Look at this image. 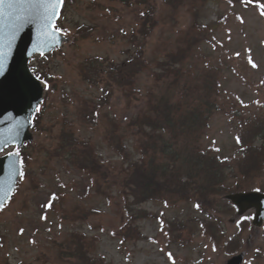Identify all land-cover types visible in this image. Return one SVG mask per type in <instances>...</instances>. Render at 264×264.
I'll return each instance as SVG.
<instances>
[{
    "label": "rangeland",
    "instance_id": "rangeland-1",
    "mask_svg": "<svg viewBox=\"0 0 264 264\" xmlns=\"http://www.w3.org/2000/svg\"><path fill=\"white\" fill-rule=\"evenodd\" d=\"M245 1L230 4L225 0H209L197 9L198 12L191 13L180 7L174 17L168 13L160 16V0H148V5L136 0L65 1L58 24L67 40L49 56L35 55L30 60L34 66L47 67L55 79L43 93L39 129L31 130L34 143L25 147L29 153L26 175L19 178L12 199L0 211V264L3 259L11 264H55L42 263L34 256L48 249L52 239L59 240L63 233L72 229L97 236L94 254L104 257L108 264H225L231 254L239 251L245 252L242 264H264V221L260 227L249 222L239 225L231 222L234 214L229 209L226 213L221 211L223 234L214 244L194 222L199 213L192 202L165 205L146 200L136 207L128 205V211L120 196L108 192L109 200H106L100 197L104 195H95L85 175L56 157L46 161L44 152L36 151L41 145L54 146L64 118L73 124L76 136L94 143L101 159L119 160L101 138L100 115L115 112L122 120L128 119L137 104L143 102L147 90L162 89L151 71H158L157 62L163 58V49L175 48V30L186 29L193 20L205 24L206 32L214 36L213 44L201 42L195 49L198 55L195 70L215 69L219 79L214 92L220 109L218 107L211 114L200 144L203 148L217 147L223 155L234 157L237 151L234 135L245 122L240 126L233 112L236 111V116L237 112L242 113L246 119L253 116L264 119V19L254 4ZM259 2L264 3V0ZM147 7L151 8L150 13L153 11L151 16L155 24L141 29L142 11L148 13ZM170 19H178L177 25L168 26ZM199 32L202 34L205 29ZM139 46L148 61V69L136 76L135 94L139 100L128 107L126 98L113 92L110 105L99 106L100 91L80 78L79 63L95 56L120 61L126 51L132 53ZM249 59L256 64L255 68ZM263 135L260 133L255 140L262 147ZM126 145L130 157L135 158L131 141L127 140ZM237 181H240L241 190H264V160L252 178L239 179L237 176L227 183L236 187ZM75 203L89 211L95 209L96 213L85 221L61 219L63 214L70 213L73 207L70 205ZM49 204L51 206H46ZM132 210L134 214L144 210L142 217L133 221L129 215ZM246 214L250 218L252 210ZM190 219L196 226H191L190 238L183 239L184 245L176 238L170 239L164 231L166 220L176 229L178 220L187 226ZM125 222L141 232V239L129 238L121 242L112 233Z\"/></svg>",
    "mask_w": 264,
    "mask_h": 264
},
{
    "label": "trees",
    "instance_id": "trees-1",
    "mask_svg": "<svg viewBox=\"0 0 264 264\" xmlns=\"http://www.w3.org/2000/svg\"><path fill=\"white\" fill-rule=\"evenodd\" d=\"M136 1L148 5V0ZM206 1L209 0H160V16L168 13L174 17L180 7L191 13L198 12L197 9L203 7ZM225 1L230 4L246 2ZM146 10L148 13L142 11L139 23L141 29H149L150 25L155 24L151 16L153 11L150 13V7ZM168 21V26H176L178 23V19ZM204 29L205 32L201 34L199 31ZM206 29L205 24L192 20L191 26L186 29L175 30V48L163 49V58L157 62L158 71H151L154 81L160 82L162 89L147 90L143 102L137 104L128 119L122 120L115 112H103L100 115L101 138L119 160L101 159L94 143L90 139L76 136L73 124L64 118L60 122V133L54 146L41 145L36 151L44 152L46 161L56 157L85 175L88 187L95 195H104L106 198L100 197L106 200H109L108 192L120 196L128 211V205L136 207L146 200L165 205H173L178 201L193 202L195 207L199 205L196 207L199 216L194 222L216 244V239L220 240L223 234L219 213H226L227 209L233 211V206L223 199V194L242 188L239 187L240 181H237L238 186L235 184L236 187H231L227 180L237 176L239 179L252 178L264 160V147L255 142L260 133L264 134V119H255L256 116L246 119L242 113L237 112L236 116V111L233 112V118L239 120L240 126L245 122L235 137L238 150L234 157H227L210 145L201 147V138L209 125L210 116L218 107L220 109L214 92L219 83L217 70L206 67L195 70L198 57L195 49L201 42L211 43L214 38ZM137 48L132 53L126 51L127 54L120 61L95 56L79 63L77 69L80 78L100 91L97 102L99 106H109L113 92L124 96L128 107L139 100L135 94L136 76L148 69V61L143 57L142 46ZM41 114L42 109L35 113L32 130L39 129L37 125ZM127 140L131 141L135 158L130 157ZM20 159L25 176L29 154L24 149L20 150ZM78 203L71 204L70 207H73L70 213L66 212L61 219L85 221L96 213L95 209L90 212ZM143 211L134 214L132 210L130 218L134 221L142 217ZM191 221L187 226L181 220L176 222V227L185 231L172 229L166 221L165 229L169 238H176L184 245L183 239L190 238L191 226H196ZM129 224L122 223L118 231L112 232L121 242L129 238L141 239V232ZM62 235L59 240L52 239L49 248L39 251L34 258L42 263L108 264L104 257L94 254L97 236L80 229L68 230ZM1 264L11 263L3 259Z\"/></svg>",
    "mask_w": 264,
    "mask_h": 264
},
{
    "label": "water",
    "instance_id": "water-1",
    "mask_svg": "<svg viewBox=\"0 0 264 264\" xmlns=\"http://www.w3.org/2000/svg\"><path fill=\"white\" fill-rule=\"evenodd\" d=\"M60 8L61 6L58 15ZM36 11L34 6L23 0H3L0 3V44L7 48L11 41L9 54L0 69V141L6 142V146L0 144L2 148L13 144L19 146L23 141L31 139L30 120L41 99L42 86L29 71V57L37 52L50 51L64 40V37L57 33L55 39L41 35V42H37V34L42 32V29ZM34 44H37L35 49ZM10 159L17 161L15 175H10L9 170L5 168ZM19 171L17 156H0V188L7 190L9 184L14 187ZM226 198L238 207L237 214L253 207L252 223L256 226L261 224L264 217V192H236L227 194ZM242 257L243 252L232 255L225 264H241Z\"/></svg>",
    "mask_w": 264,
    "mask_h": 264
},
{
    "label": "snow or ice",
    "instance_id": "snow-or-ice-1",
    "mask_svg": "<svg viewBox=\"0 0 264 264\" xmlns=\"http://www.w3.org/2000/svg\"><path fill=\"white\" fill-rule=\"evenodd\" d=\"M3 0H0V3H2ZM23 2L29 3L32 6H34L37 11L36 15L38 16L39 20L41 21V29L42 32H39L37 34V42L40 43V37L41 35L49 38V39H55V35L57 33L62 32V29L55 26V18L58 16V9L63 4L64 0H23ZM247 4H256V6L260 9V15L264 16V3H260L259 0H247ZM243 22V21H241ZM14 38V37H13ZM10 44L11 41H9V44L7 48L0 44V69L3 68L4 62L7 59V56L9 54L10 50ZM37 47V44L33 45V48L35 49ZM249 63L252 65L253 68L256 67V64L252 62L251 59H249ZM39 79V77H37ZM45 87H48L47 84L44 85ZM37 111L40 110L39 105H37ZM22 126V125H21ZM0 144H4L6 146L5 141H0ZM3 151V148L0 147V152ZM8 157L13 156H19L18 152H7L5 153ZM5 168L9 170L10 175L17 174V161L14 159H10L8 163L5 165ZM18 175L21 179L24 177L23 171H19ZM13 192V186L9 184L7 190L0 188V209H2L7 202L8 198L12 195ZM55 198V195L53 194V199ZM46 206H51L46 205ZM196 207H199V205H196ZM23 231V229H21ZM169 258H171V254H169Z\"/></svg>",
    "mask_w": 264,
    "mask_h": 264
}]
</instances>
